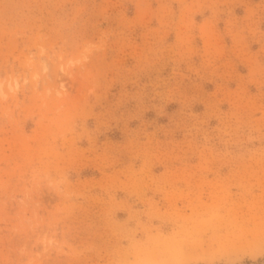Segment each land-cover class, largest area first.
Listing matches in <instances>:
<instances>
[{"label":"rangeland","instance_id":"374dc122","mask_svg":"<svg viewBox=\"0 0 264 264\" xmlns=\"http://www.w3.org/2000/svg\"><path fill=\"white\" fill-rule=\"evenodd\" d=\"M0 264H264V0H0Z\"/></svg>","mask_w":264,"mask_h":264}]
</instances>
